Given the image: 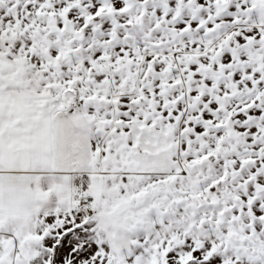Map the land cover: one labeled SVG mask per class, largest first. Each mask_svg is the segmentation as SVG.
<instances>
[{
    "label": "snow or ice",
    "instance_id": "obj_1",
    "mask_svg": "<svg viewBox=\"0 0 264 264\" xmlns=\"http://www.w3.org/2000/svg\"><path fill=\"white\" fill-rule=\"evenodd\" d=\"M0 264H264V0H0Z\"/></svg>",
    "mask_w": 264,
    "mask_h": 264
}]
</instances>
